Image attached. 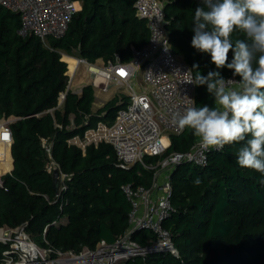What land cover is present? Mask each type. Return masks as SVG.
I'll return each instance as SVG.
<instances>
[{"label":"trees","instance_id":"1","mask_svg":"<svg viewBox=\"0 0 264 264\" xmlns=\"http://www.w3.org/2000/svg\"><path fill=\"white\" fill-rule=\"evenodd\" d=\"M80 1L82 9L66 36L49 39L48 45L35 36H19L20 17L0 6V120L15 118L10 124L13 170L2 176L0 187V227L27 223L33 240L40 234L43 245L63 251L94 248L101 240L113 243L123 235L131 204L122 187L150 188L154 178V170L140 164L119 167L108 143L82 148L70 141L99 123L112 125L126 97L119 105L116 97L93 112L94 86H85L81 95L67 89L68 63L62 52L91 64L117 57L129 62L132 48L140 49L149 40L146 22L136 16L135 0ZM163 1L173 52L190 69L198 64L202 75L216 70L208 54L191 46L192 19L201 0ZM233 38L244 36L234 33ZM220 71L225 78L233 77L227 68ZM62 94L65 99L60 105ZM195 102L197 107L215 106L206 86H195ZM71 116L74 127L69 129ZM42 138L53 142L52 157L69 177L66 189L60 184V193L53 188ZM171 141L163 156H147L145 163H157L174 152L185 154L198 140L185 129ZM238 147L211 149L203 167L182 162L173 169V209L164 226L172 234L179 257L157 252L119 264H264V250L248 245L264 239V185L258 182L260 173L239 167ZM196 178L201 180L199 185L194 184ZM132 238L146 246L155 236L137 230ZM6 248L0 242V257Z\"/></svg>","mask_w":264,"mask_h":264},{"label":"built area","instance_id":"2","mask_svg":"<svg viewBox=\"0 0 264 264\" xmlns=\"http://www.w3.org/2000/svg\"><path fill=\"white\" fill-rule=\"evenodd\" d=\"M0 6L20 17L19 36H35L44 43L49 39L65 37L79 11L78 0H0ZM134 7L136 16L146 22L148 43L140 49L132 48L129 62H121L117 57L104 66H96L86 59L75 58L78 63L74 72H67V89H72L75 72L80 65L88 66L91 85L95 89L106 92L113 85L127 87V100L118 110L114 123H99L98 134H95L96 129L86 131V136L93 137L87 145L101 142L112 145L117 164L123 169L140 164L154 170L152 187L128 184L122 187L131 204L129 226L113 243L101 240L94 248L84 246L79 251H63L50 246L47 241L46 245L37 244L25 226L0 227V242L7 246L0 257V264H119L157 252H168L179 257L172 234L164 226L173 209L170 176L182 162L205 166L210 150L205 151L197 142L185 154L174 152L157 163H145L147 156H163L170 146L171 137L185 131L172 125L170 118L173 111L188 103L187 97L195 101V85L184 83L190 67L173 52L164 1L135 0ZM137 73H141L142 77L139 85H134L132 78ZM60 99H65V94ZM11 118L0 120V145L8 150L13 143L10 124L15 118ZM73 141L78 144L77 140ZM43 147L52 158L51 147L46 144ZM205 158L206 164L200 163ZM49 169L54 171L56 168ZM2 176L0 187L3 185ZM66 179H69L68 175L61 173L62 189L67 188L64 183ZM137 230H148L155 239L141 246L132 238Z\"/></svg>","mask_w":264,"mask_h":264},{"label":"clouds","instance_id":"3","mask_svg":"<svg viewBox=\"0 0 264 264\" xmlns=\"http://www.w3.org/2000/svg\"><path fill=\"white\" fill-rule=\"evenodd\" d=\"M192 25L191 46L208 54L216 70L202 75L193 64L184 83L206 86L215 106L197 107L186 96L188 103L172 112L170 122L190 130L205 151L239 145L237 164L260 173L264 185V0H201ZM234 33L244 38L234 39ZM224 68L239 79L223 77Z\"/></svg>","mask_w":264,"mask_h":264},{"label":"rangeland","instance_id":"4","mask_svg":"<svg viewBox=\"0 0 264 264\" xmlns=\"http://www.w3.org/2000/svg\"><path fill=\"white\" fill-rule=\"evenodd\" d=\"M78 2H79V11L78 12H80L81 11V9H82V2L80 1V0H78ZM45 44L46 45H48L49 44V40H46L45 41ZM62 55H63V60H65L67 63H68V68H70V70H68V72H72V65H71V60H76L75 58H78V57H76V56H71V55H68V54H66V53H64V52H62ZM141 77H142V74L141 73H137L133 78H132V84H134V85H139V81H140V79H141ZM76 79H84V83H88V84H90L91 85V74H90V72H89V70H88V66H86V65H80L78 68H77V70H76V72H75V76H74V80H73V83H72V88H74V85L76 84L75 83V80ZM76 86V85H75ZM95 90H97L96 92H97V94H99V92H101V93H105V92H103V91H101V90H99V89H95ZM118 90V93L116 92L115 93V96H117V98H118V102L116 103L117 105H119V104H121V102H123L124 101V98L126 97L127 98V95H126V93H127V87L126 86H121V85H113L109 90H108V92L106 91V93H105V95L107 96V98L108 97H110V96H112V94L114 93V91H117ZM63 101H64V99H60V105H62V103H63ZM107 103V101L104 99V100H98L97 102H96V105H94V110H93V112H97L98 110H100V109H102L103 108V106H104V104H106ZM100 108V109H99ZM13 118L14 117H12L11 119L13 120ZM74 117L73 116H71V126H69V129H72L73 127H74ZM102 123H104V122H102ZM95 128L94 129H96V133L95 134H98V130H97V127H98V124L96 125V126H94ZM85 134H86V132H85ZM84 134V139H83V137H76V138H73L72 140H70L71 142H75V141H73V140H77V143L79 144V146H82V145H87L88 144V142H90V141H92L93 140V137L92 136H86ZM41 141H42V144L44 145V144H46V145H48V146H52V144H53V142L49 139V138H42L41 139ZM198 142V141H197ZM171 143H172V141H170V145H171ZM47 153V152H46ZM50 155V154H49ZM48 155V153H47V156H46V166H47V168H48V171L51 173V174H53V171H50V167H53V168H58L59 166L57 165V163L55 162V160H54V158L52 157V158H50V156ZM51 155H52V153H51ZM8 171H5V173H4V171L0 174V177H1V175H6V174H8L7 173ZM2 179V178H1ZM65 182V181H64ZM64 185V184H63ZM27 225V223H23V224H21V225H18L17 227H20V226H26ZM17 227H14V228H17ZM13 228V227H12ZM261 228H264V224L261 226ZM48 229V227H45L44 228V232H43V234H45L46 233V230ZM149 235H150V231H149ZM33 238H34V240H35V242L37 243V244H39V245H43L42 243H43V239H42V237H41V235L40 234H35L34 236H33ZM248 245H249V247H251L253 250H255V251H261V250H264V239H262V241H256V242H250V243H248Z\"/></svg>","mask_w":264,"mask_h":264},{"label":"crops","instance_id":"5","mask_svg":"<svg viewBox=\"0 0 264 264\" xmlns=\"http://www.w3.org/2000/svg\"><path fill=\"white\" fill-rule=\"evenodd\" d=\"M109 61H104L102 58H100V59H98L93 65H96V66H104L106 63H108ZM75 85H74V88H72L71 89V91L73 92V93H76V94H78V95H81L82 94V92H83V88L85 87V86H87V85H90V84H88V83H84V79H76L75 80ZM111 88V87H110ZM109 88V89H110ZM97 90H95V102L93 103V110H94V105H96V102L98 101V100H106L107 101V103L110 101V100H112V99H114V98H116L117 96H115V93L117 92L118 93V90L117 91H114V93L112 94V96H110V97H108L107 98V96L105 95V93H101V92H99V94H97V92H96ZM108 92V91H107ZM126 100H127V98H126ZM106 103V104H107ZM106 104H104V106L106 105ZM103 106V107H104ZM100 109V108H99ZM9 153H10V160H11V162H10V170H8V172L7 173H9V172H11L12 170H13V158H12V153H11V148L9 149Z\"/></svg>","mask_w":264,"mask_h":264},{"label":"bare ground","instance_id":"6","mask_svg":"<svg viewBox=\"0 0 264 264\" xmlns=\"http://www.w3.org/2000/svg\"><path fill=\"white\" fill-rule=\"evenodd\" d=\"M77 61L76 60H71V65H72V72H74V69L77 66ZM10 153L9 150L3 146L0 145V174L4 171L10 170Z\"/></svg>","mask_w":264,"mask_h":264},{"label":"water","instance_id":"7","mask_svg":"<svg viewBox=\"0 0 264 264\" xmlns=\"http://www.w3.org/2000/svg\"><path fill=\"white\" fill-rule=\"evenodd\" d=\"M53 188L55 189V192H59V188H60V175H61V171L59 168H56L53 171Z\"/></svg>","mask_w":264,"mask_h":264}]
</instances>
